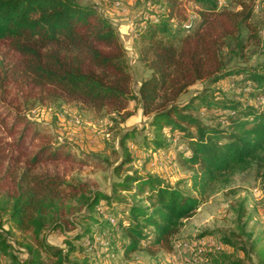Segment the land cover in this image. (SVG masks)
I'll list each match as a JSON object with an SVG mask.
<instances>
[{"label": "trees", "instance_id": "16d2710c", "mask_svg": "<svg viewBox=\"0 0 264 264\" xmlns=\"http://www.w3.org/2000/svg\"><path fill=\"white\" fill-rule=\"evenodd\" d=\"M218 1L164 0L163 11L146 20L138 32V58L150 73L136 94L120 36L94 5L78 0H0V42L9 43L19 55L9 65L0 59L1 97H9L7 83L25 79L41 92V101L62 98L119 113L127 101L137 100L142 112L151 115V135L142 142L146 149L168 148L163 129L182 135L187 142L182 159L195 167L191 188L198 193H184L148 174H126L113 182L114 194L127 191L140 197L124 211L126 218L116 223L125 239L121 244L125 255L142 249L143 244L170 250L173 237L200 207L201 194L211 183L227 180L251 165L264 183V110L229 100L215 89H204L184 103L178 101L197 80L210 78L216 83L235 75L250 82L255 94L264 93V61L253 67L228 68L220 53L229 38L243 49L257 37L250 20L251 4L238 0L241 8L232 10L220 8ZM189 2L194 4L192 14ZM242 28L248 30L244 36ZM8 102L7 107L0 102V128L14 135L17 151L0 150V216H7L23 237L21 245L27 254L23 264H66L65 256L76 250L72 239H82L92 228L81 226L71 237L67 232L76 228L77 221L93 220L90 212L101 201L114 208L113 200L119 198L90 190L86 182L67 181L74 166L88 162L87 155L72 142L59 140L46 122L27 118L20 99ZM215 110L224 113L225 127L205 124L195 115ZM136 131L124 133L121 143ZM34 140L40 141L34 150L20 151ZM58 230L67 235L65 253L46 239ZM8 247L0 234V252ZM257 264H264V252Z\"/></svg>", "mask_w": 264, "mask_h": 264}, {"label": "rangeland", "instance_id": "374dc122", "mask_svg": "<svg viewBox=\"0 0 264 264\" xmlns=\"http://www.w3.org/2000/svg\"><path fill=\"white\" fill-rule=\"evenodd\" d=\"M78 1L94 5L115 26L126 50L132 89L137 94L141 80L150 73L138 58V32L149 17L163 11L164 0ZM247 2L252 6L250 20L254 23L257 37L248 41L243 49L236 45L235 38L225 41L220 53L228 68L236 65L253 67L264 61V0ZM218 5L232 10L241 8L238 0H219ZM187 7L192 14L194 4L189 2ZM247 33V28H242L241 36ZM176 45L178 47L179 43ZM0 59L9 65L16 62L19 55L9 43L0 42ZM7 85L9 97H1L0 94L3 107L10 106L9 98L20 99L27 118L46 122L49 131L59 140L72 142L77 151L87 155L88 162L74 166L67 173V181L86 182L90 190L98 189L119 198L113 200L117 202L114 208L101 201L92 209L91 218L101 224L93 220L77 221L76 228L67 232L71 237L81 226L92 228V232L82 239H72L76 250L65 256L66 264H257L264 252V183L255 165L237 170L228 175L227 180L206 187L201 194L203 202L173 237L170 250L161 245L150 247L143 244L142 249L125 255L121 247L125 239L116 223L126 218L124 211L140 197L127 191L114 194L113 182L121 181L126 174H148L164 179L184 193H198L191 188L195 167L182 159L186 140L178 133L163 129L169 140L168 148L155 152L146 149L142 142L145 136L151 135L148 125L151 115L142 112L137 100L127 101L125 108L116 113L108 108L96 109L62 98L41 101V92L32 89V84L25 79L10 81ZM204 89L218 90L222 97L264 110V100L261 103L258 99L264 93L255 94L252 84L239 75L225 77L216 83L210 82V78L197 80L180 95L178 101L184 103ZM222 114L219 110L195 113L205 124L225 127L227 122ZM132 129H137L135 136L126 139L123 145L122 136ZM14 140V135L0 128V150L11 152L13 149L16 152ZM39 143V140L27 142L20 151L30 152ZM63 168L69 169L70 166ZM0 234L9 244L7 252H0V264H23L27 257L21 245L23 237L10 226L7 216H0ZM66 236L58 230L47 234L46 239L65 253Z\"/></svg>", "mask_w": 264, "mask_h": 264}, {"label": "built area", "instance_id": "2783aa9c", "mask_svg": "<svg viewBox=\"0 0 264 264\" xmlns=\"http://www.w3.org/2000/svg\"><path fill=\"white\" fill-rule=\"evenodd\" d=\"M259 100H261V103H262V100H264V95H261L260 97H258ZM76 123H78V120L76 119Z\"/></svg>", "mask_w": 264, "mask_h": 264}]
</instances>
